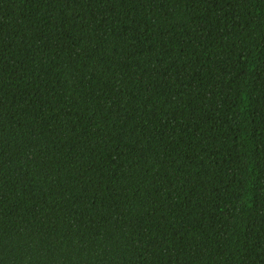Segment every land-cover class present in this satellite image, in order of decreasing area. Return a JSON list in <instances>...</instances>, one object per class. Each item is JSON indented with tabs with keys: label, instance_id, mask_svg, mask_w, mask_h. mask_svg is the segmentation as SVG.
Returning a JSON list of instances; mask_svg holds the SVG:
<instances>
[{
	"label": "trees",
	"instance_id": "obj_1",
	"mask_svg": "<svg viewBox=\"0 0 264 264\" xmlns=\"http://www.w3.org/2000/svg\"><path fill=\"white\" fill-rule=\"evenodd\" d=\"M0 264H264V0H0Z\"/></svg>",
	"mask_w": 264,
	"mask_h": 264
}]
</instances>
